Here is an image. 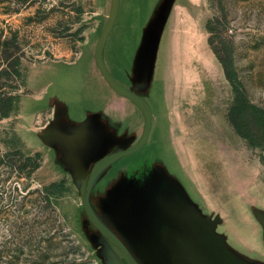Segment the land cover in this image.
Instances as JSON below:
<instances>
[{
    "label": "rangeland",
    "instance_id": "374dc122",
    "mask_svg": "<svg viewBox=\"0 0 264 264\" xmlns=\"http://www.w3.org/2000/svg\"><path fill=\"white\" fill-rule=\"evenodd\" d=\"M109 10L110 0H0V92L15 97L0 118V264L114 261L79 193L99 160L142 133L139 109L94 61ZM221 40L249 100L264 108V0H119L103 60L151 105L152 128L141 149L97 176L89 200L139 264H205L173 215L184 208L195 216L184 229H208L209 262L221 245L237 264H264V166L227 120L232 87L213 51ZM16 151L39 152L40 168L32 173ZM61 180L67 190L50 203L37 192Z\"/></svg>",
    "mask_w": 264,
    "mask_h": 264
},
{
    "label": "water",
    "instance_id": "95a60500",
    "mask_svg": "<svg viewBox=\"0 0 264 264\" xmlns=\"http://www.w3.org/2000/svg\"><path fill=\"white\" fill-rule=\"evenodd\" d=\"M118 7L119 0H110L109 14L95 45L94 61L103 79L113 89V91H115L119 95L128 98L142 112L144 117V127L139 140L132 147L107 155L106 157L99 160L92 167L86 177L82 180L79 188V193L81 206L83 207L86 217L93 226V228L98 231L102 238L106 240L110 247L126 264H139L138 261L131 254L127 246L99 219V217L94 212L89 200L90 191L97 176L119 158L130 155L141 149L149 137V133L152 126L153 113L151 105L137 93L123 87L108 71L103 60V49L108 35L115 22ZM72 141L73 140L65 141V144L73 150V146L71 145ZM174 210H172L173 215H175L176 219L178 218V220L180 221V223L178 224L180 225L181 229L196 242L199 255L205 264H237L221 245H219V249L215 251L216 254L213 255V262H209L205 254L204 246L207 236L206 230L208 231L206 225L202 222L200 223L199 221L197 222V224L191 223L187 229H184L182 226V222L187 219V214L193 216L194 214L191 212L190 208L182 209L184 213L181 212L182 210H176L175 212ZM210 233L211 238H214L212 232Z\"/></svg>",
    "mask_w": 264,
    "mask_h": 264
},
{
    "label": "trees",
    "instance_id": "16d2710c",
    "mask_svg": "<svg viewBox=\"0 0 264 264\" xmlns=\"http://www.w3.org/2000/svg\"><path fill=\"white\" fill-rule=\"evenodd\" d=\"M206 28L211 34L213 33L214 30L211 27V21L207 22ZM209 40L212 41L211 38ZM219 43L220 48H214L213 51L223 67L225 77L229 81L233 92V101L227 112V120L233 127L235 133L241 137L250 148L260 149L261 155L259 158L261 164L264 166V108L259 107L249 100L247 92L234 69L233 56L229 45L224 40H221ZM18 65L19 61L15 60L9 67L11 73L19 77L20 72L18 70ZM14 103L15 97L13 95H7L0 92V118H7L9 116L14 108ZM12 155H19V157L24 158L27 162H32V164H34L31 171L32 173L38 170L41 166V154L39 152H36L33 155H24L20 151H16ZM66 190V182L61 180L58 182H52L37 192L41 193V197L50 203L52 197H60L66 192ZM127 213L128 212H126L125 215H127ZM113 214L114 213L112 212L111 216ZM132 217V224L134 228H136L135 231L137 230L138 232V224H135L133 214ZM165 223L166 222H162L158 224L157 227L163 226ZM137 234L139 235V233ZM130 235L134 237L132 232H130ZM99 236L104 241L105 246L112 253L109 256L110 259L113 258L115 261L110 260L109 264H126L110 247L106 240L102 238L100 234ZM136 242L140 244L138 239ZM147 252L149 251L147 250Z\"/></svg>",
    "mask_w": 264,
    "mask_h": 264
},
{
    "label": "bare ground",
    "instance_id": "6f19581e",
    "mask_svg": "<svg viewBox=\"0 0 264 264\" xmlns=\"http://www.w3.org/2000/svg\"><path fill=\"white\" fill-rule=\"evenodd\" d=\"M196 36V33L195 32H190V33H186V35H185V39L187 40L188 38H190L189 39V42L191 43V44H193V41L195 40V37ZM188 37V38H187ZM199 42V41H198ZM202 46V45H201ZM201 49V48H200ZM187 51V55L189 54V55H191V53H194L195 51L193 50V47H191V49H187L186 50ZM194 51V52H193ZM187 58L189 59L190 57H188L187 56ZM187 62L189 63V67H188V70H189V72L187 73V77H188V80L187 81H192L193 79L191 78V76H192V66L194 65L192 62H190V61H188L187 60ZM194 62V61H193ZM209 65V64H208ZM192 87V86H191Z\"/></svg>",
    "mask_w": 264,
    "mask_h": 264
},
{
    "label": "flooded vegetation",
    "instance_id": "af4514ba",
    "mask_svg": "<svg viewBox=\"0 0 264 264\" xmlns=\"http://www.w3.org/2000/svg\"><path fill=\"white\" fill-rule=\"evenodd\" d=\"M143 98V97H142ZM140 111V110H139ZM140 113H141V116H142V130H143V127H144V117H143V114H142V112L140 111ZM152 113H153V110H152ZM152 120H153V117H152ZM151 128H152V126H151ZM151 131V130H150ZM142 134V133H141ZM149 135H150V133H149ZM141 136V135H140ZM140 138V137H139ZM149 138V137H148ZM148 140V139H147ZM147 142V141H146ZM145 145V144H144ZM143 145V146H144Z\"/></svg>",
    "mask_w": 264,
    "mask_h": 264
},
{
    "label": "crops",
    "instance_id": "0c3cea01",
    "mask_svg": "<svg viewBox=\"0 0 264 264\" xmlns=\"http://www.w3.org/2000/svg\"><path fill=\"white\" fill-rule=\"evenodd\" d=\"M188 69V68H187ZM187 80H188V78H187ZM189 82V81H188ZM190 83V82H189ZM222 206H225L226 205V203L225 202H222V204H221ZM218 207V206H217ZM219 207H221L220 205H219ZM217 210H220L219 208L217 209ZM261 223H262V231H263V235H264V224H263V222L261 221Z\"/></svg>",
    "mask_w": 264,
    "mask_h": 264
}]
</instances>
